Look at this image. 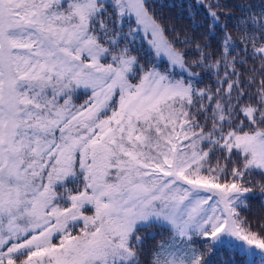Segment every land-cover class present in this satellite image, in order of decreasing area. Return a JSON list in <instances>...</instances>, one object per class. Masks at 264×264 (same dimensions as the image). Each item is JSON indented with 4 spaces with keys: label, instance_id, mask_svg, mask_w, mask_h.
<instances>
[{
    "label": "snow or ice",
    "instance_id": "obj_1",
    "mask_svg": "<svg viewBox=\"0 0 264 264\" xmlns=\"http://www.w3.org/2000/svg\"><path fill=\"white\" fill-rule=\"evenodd\" d=\"M183 7L0 0V264H264V0Z\"/></svg>",
    "mask_w": 264,
    "mask_h": 264
},
{
    "label": "trees",
    "instance_id": "obj_2",
    "mask_svg": "<svg viewBox=\"0 0 264 264\" xmlns=\"http://www.w3.org/2000/svg\"><path fill=\"white\" fill-rule=\"evenodd\" d=\"M192 2V0H149V3L154 5L155 11L157 15H163L165 21L171 24L173 27L177 29V31L184 29L189 33L193 32L192 21L188 18V13L185 11L184 5H188ZM251 2V0H221L222 4H228L229 7L224 9L225 11L232 10V5L237 3ZM256 3H259V0H255ZM163 3L166 5L161 8L160 4ZM175 5V7H170L167 5ZM202 15L195 17L197 21L202 20ZM209 85L213 88L216 87L214 83V77L205 76L204 84H201L200 87H204ZM251 209L243 213L253 224L258 222H264V208L260 206L259 201L251 202ZM155 229H148L147 231H154ZM227 255L224 253H218L213 259L216 261V264H221L223 259H226Z\"/></svg>",
    "mask_w": 264,
    "mask_h": 264
},
{
    "label": "rangeland",
    "instance_id": "obj_3",
    "mask_svg": "<svg viewBox=\"0 0 264 264\" xmlns=\"http://www.w3.org/2000/svg\"><path fill=\"white\" fill-rule=\"evenodd\" d=\"M87 97L84 96V95H80L78 98H77V103H82L84 99H86Z\"/></svg>",
    "mask_w": 264,
    "mask_h": 264
}]
</instances>
